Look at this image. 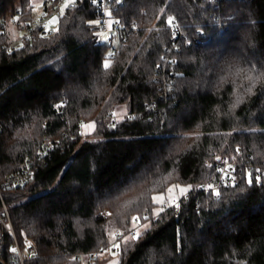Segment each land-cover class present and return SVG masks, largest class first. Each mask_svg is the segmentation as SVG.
<instances>
[{
	"label": "trees",
	"instance_id": "trees-1",
	"mask_svg": "<svg viewBox=\"0 0 264 264\" xmlns=\"http://www.w3.org/2000/svg\"><path fill=\"white\" fill-rule=\"evenodd\" d=\"M72 3L51 34L9 49V21L35 20L31 0H0V181L42 161L2 192L14 236L0 223V264H18L15 240L36 249L25 264H75L110 231L118 251L96 264H264V0H123L111 15L136 30L113 56L95 0ZM171 20L190 41L180 50ZM224 157L229 184L201 190ZM172 184L189 190L155 214ZM132 220L149 227L124 241Z\"/></svg>",
	"mask_w": 264,
	"mask_h": 264
},
{
	"label": "built area",
	"instance_id": "built-area-1",
	"mask_svg": "<svg viewBox=\"0 0 264 264\" xmlns=\"http://www.w3.org/2000/svg\"><path fill=\"white\" fill-rule=\"evenodd\" d=\"M65 0H58L57 2L54 0H51L49 2V5H47V8L51 7L52 10H50L45 17L41 18L39 22L37 23L36 26L28 27V28H21L20 30H23L24 33L22 37L18 40H13L9 44V49H14L20 46V43L23 39L32 37L33 30L34 28H43L45 24L48 21V17L53 14L54 12L58 11L61 4ZM123 0H95V3L98 8V13H99V18H98V25L100 28V31L107 33L108 39L106 40L107 44L113 45L115 47V51L112 52L111 56H113L116 52V49L118 48L119 43L123 42L124 39L126 38L127 35H129L131 32L135 31V27H127V26H122L118 23V20L112 17L111 12L114 10H117L118 7L121 5ZM207 3L211 4H220L222 2H230V1H235V2H248L251 0H203ZM170 26L173 30L174 36L172 39L173 42V47L172 49L180 50L179 46L177 45V39L182 38V40L185 43V46H188L190 44V41L187 39L186 35L182 32L181 27L174 21H170ZM201 38H203V35H201ZM101 40V38H99ZM195 42L200 41V38L194 37ZM168 52L172 50H167ZM170 60L168 56H164L163 61L167 63ZM160 70V69H159ZM158 81V79H157ZM132 118H135V114H131ZM56 144H53L49 142L44 148L42 153H48V151L53 150L54 146ZM42 165V161L39 160L36 163L28 160L27 161V166L24 167L22 170L15 172L11 175L6 176L3 180L0 181V223L5 227L9 233L14 236L13 233V228L11 224V220L8 214V209L7 206L3 200L2 197V192L4 190H13L17 189L21 186H23L25 183L30 181L33 176L35 171ZM237 165L235 162L229 160L228 158L224 157L222 158L218 165H217V170H218V176L217 178L209 185H202L200 188L201 190L204 191H216L218 188L224 184L228 185L230 182V177H232L233 173L237 170ZM249 170L252 169V166L248 167ZM239 173H241V170H239ZM107 213V211H106ZM120 239L124 238V235H118ZM15 240V239H14ZM12 248L15 250L17 254V260L18 264H25V260L30 259L36 255V249L32 242L28 241L26 249L24 253L20 250L16 240L13 243ZM112 251V252H117L118 247L116 245V241L110 242L109 245L106 248H99L97 251H92L90 253H83V252H78V253H73L68 256L69 260L72 261L75 264H96V258L99 255H102L105 251ZM13 264V263H12Z\"/></svg>",
	"mask_w": 264,
	"mask_h": 264
},
{
	"label": "rangeland",
	"instance_id": "rangeland-1",
	"mask_svg": "<svg viewBox=\"0 0 264 264\" xmlns=\"http://www.w3.org/2000/svg\"><path fill=\"white\" fill-rule=\"evenodd\" d=\"M50 1L51 0H31L32 15L35 20V23L33 24V26H36L39 20L43 18L42 11L44 9V3H46V5H49ZM75 1L76 0H65L61 4L59 10L54 12L48 17V21L45 24V28L52 29V30L56 29L58 25V17L64 13L65 8L69 3H72ZM8 27H10L9 33H11L10 35L13 37V40L15 39L18 40L22 37L24 31L23 30L17 31L15 28L12 29L13 25L11 21H9ZM99 35H100L101 41L103 43H106V40L108 39L107 33L100 31ZM125 113H126L125 109L123 107H119L118 109L114 110L113 117L114 119H120L122 116L125 115ZM93 129H94V124L89 123L84 126L83 130H85V133H87V132H91ZM188 190H189V187L176 186L172 184V185H169V187L167 188V191L164 194L160 193V194L154 195V201L157 203V207L155 208V214H158L160 211H162L165 206H168L170 204H175L180 199V197L186 195ZM148 227H149L148 221L138 226L137 223L134 220H132L130 224V229H135V232L132 235L124 237L123 240L126 241L127 239L135 238L136 236L141 234L144 230H146ZM108 238H109V242L115 241L113 231L109 232ZM116 245L118 246V244ZM116 262H117V256L112 255V259L108 264H116Z\"/></svg>",
	"mask_w": 264,
	"mask_h": 264
},
{
	"label": "water",
	"instance_id": "water-1",
	"mask_svg": "<svg viewBox=\"0 0 264 264\" xmlns=\"http://www.w3.org/2000/svg\"><path fill=\"white\" fill-rule=\"evenodd\" d=\"M72 5H73V3L70 4V6H72ZM48 33L51 34L52 33V29H49Z\"/></svg>",
	"mask_w": 264,
	"mask_h": 264
}]
</instances>
